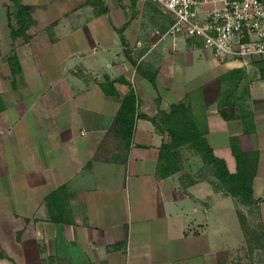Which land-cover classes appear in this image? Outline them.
I'll return each mask as SVG.
<instances>
[{"label": "crops", "instance_id": "1", "mask_svg": "<svg viewBox=\"0 0 264 264\" xmlns=\"http://www.w3.org/2000/svg\"><path fill=\"white\" fill-rule=\"evenodd\" d=\"M20 1L26 37L12 33L14 0H0V264H244L254 245L238 210L257 211L264 232V79L229 100L226 118L219 75L233 65L152 28L140 1ZM131 91L127 138L118 113ZM179 101L199 107L230 171L233 139L258 157L257 202L219 187L189 144L166 168L170 134L153 118Z\"/></svg>", "mask_w": 264, "mask_h": 264}, {"label": "trees", "instance_id": "2", "mask_svg": "<svg viewBox=\"0 0 264 264\" xmlns=\"http://www.w3.org/2000/svg\"><path fill=\"white\" fill-rule=\"evenodd\" d=\"M17 6L16 14L18 26L12 28L14 36L22 35L26 37V29L31 20V7L24 5L20 0H14ZM14 65L17 61H13ZM16 60V59H15ZM260 72V77L264 79V56H260L256 60ZM241 71L240 68L228 69L222 79L235 82L237 84L241 79L237 74ZM106 84H103L105 87ZM230 101L226 99L219 100L221 113L228 118V105ZM136 109V95L133 91L128 93L122 102L118 113V120L128 129L127 138L131 137V130L134 123V112ZM153 121L159 128L167 130L170 134V141L163 143L161 156L165 161L166 168L170 165L172 168H179L181 152L179 147L184 144H189L205 161L206 167H211L213 174L220 179L219 187H222L225 192L237 197L242 203L257 202L254 197L253 179L257 171L258 157L249 151L242 149L237 138L232 140V150L236 156L237 169L230 171L225 158L215 154L213 147L209 143L205 135V127L196 118L192 106L185 101L173 103L169 111L160 110L158 115L153 118ZM238 214L242 226L246 230V214L238 210ZM252 238L248 235V240Z\"/></svg>", "mask_w": 264, "mask_h": 264}, {"label": "built area", "instance_id": "3", "mask_svg": "<svg viewBox=\"0 0 264 264\" xmlns=\"http://www.w3.org/2000/svg\"><path fill=\"white\" fill-rule=\"evenodd\" d=\"M163 10V32L194 37L217 60L237 65L264 56V0H152Z\"/></svg>", "mask_w": 264, "mask_h": 264}, {"label": "rangeland", "instance_id": "4", "mask_svg": "<svg viewBox=\"0 0 264 264\" xmlns=\"http://www.w3.org/2000/svg\"><path fill=\"white\" fill-rule=\"evenodd\" d=\"M134 1H140V8L139 11L141 15L145 17V19L149 20V22L153 23L152 28H159L161 31L165 30L167 26V18L163 12V10L152 0H134ZM210 56L211 62L214 61L216 58L213 56ZM260 56L252 58L249 62L243 63V64H237L233 65L231 67L225 66V72L228 69L231 68H240L241 71L237 74V77L239 76L241 79L237 84L235 82L228 80H223V74H220V79L222 82L221 89L218 93V96L221 99H226L228 97V100L232 99H240L243 98L246 95V89L251 80L256 78L258 75H260L258 64L256 60H258ZM217 60V59H216ZM209 62V64H211ZM213 63V62H212ZM213 71H216V69H213L209 72V74L213 73ZM194 110L199 112V107H193ZM197 112V113H198ZM202 114L198 113L197 118ZM196 116V115H195ZM201 122V121H199ZM190 151H187V153ZM190 163L197 164L195 157H188ZM180 162L182 163V154L180 157ZM205 167L206 174L210 177L213 173V169L211 167ZM253 207H256V205H252ZM257 211H254L250 214V216H246V227L249 237L252 238L253 248H250L249 246H246V249H244V254L246 255L244 259V264H264V232L261 227V220L258 217ZM230 223H233L232 220H230ZM247 253H249L247 255Z\"/></svg>", "mask_w": 264, "mask_h": 264}]
</instances>
